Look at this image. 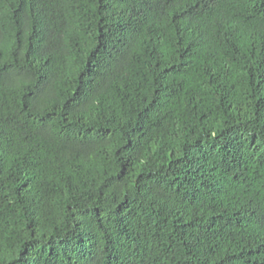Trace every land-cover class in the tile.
<instances>
[{
	"label": "trees",
	"instance_id": "trees-1",
	"mask_svg": "<svg viewBox=\"0 0 264 264\" xmlns=\"http://www.w3.org/2000/svg\"><path fill=\"white\" fill-rule=\"evenodd\" d=\"M0 264H264V0H0Z\"/></svg>",
	"mask_w": 264,
	"mask_h": 264
}]
</instances>
